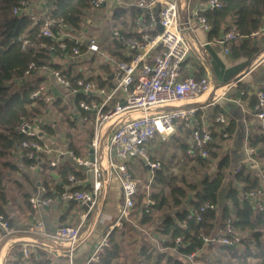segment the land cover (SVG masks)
<instances>
[{"label": "trees", "instance_id": "1", "mask_svg": "<svg viewBox=\"0 0 264 264\" xmlns=\"http://www.w3.org/2000/svg\"><path fill=\"white\" fill-rule=\"evenodd\" d=\"M22 1L26 0H0V159L6 158L9 152L18 149L21 142L27 139L16 129L19 122L22 119L37 120L44 115V111L49 107L64 114V118L71 128L77 126L78 120L69 117L70 107L61 97L50 104L44 103L42 95L34 100L30 98L31 93L43 82L41 76L30 74V77H26L24 75L30 63L35 64V70L46 66L59 71L61 76L72 86L77 80L84 79L95 81L101 88L107 83L108 90L114 87L109 79L112 71L105 61L99 64L104 75L96 78L89 76L85 79L81 73L74 71L71 65L66 67L63 59L74 57L71 49L75 44L66 39V50L52 53L50 47H56L57 43L49 38L37 37L41 24L35 23L29 17H19L13 12ZM208 1L202 0L203 4ZM217 1L220 4L219 8L201 13L210 28L209 38H219L231 30L236 31L241 38L237 43H235L237 40L230 42L229 52L233 58H247L249 63L259 52V49L251 42L250 35L264 26V0ZM138 2L139 0H134L135 4ZM89 3L90 0H54L53 9L48 13V17L62 19L67 28L79 31L87 16ZM135 4L128 7H117L110 16L111 42L106 52L109 57H113L118 62H130V57L125 54L123 40L120 38L138 39L140 35V33L129 30L136 17L143 14L141 8ZM52 31L55 35L58 34L54 29ZM115 32L118 35H115ZM25 40L34 44L43 43L45 47L34 53L31 48H23ZM79 51L82 54L85 48L79 46ZM152 62L153 60L149 64ZM182 76L186 77L187 73H183ZM193 77L197 80L204 78L202 70L198 69ZM16 84L20 85L18 90L15 87ZM244 94H246L245 91ZM245 96L243 95L241 98L244 99ZM82 101L100 103L101 99L77 93L72 102L84 124L86 121L93 124L95 113L81 109L79 103ZM106 110L107 107H104L102 111ZM218 113V109H213L210 117L212 141L207 147V158H192L186 155V150L191 147V143L189 147L185 144L182 146V156L191 163L192 174L190 176L175 175L170 172L167 165L160 164V168L154 172L153 179L149 183L147 180L148 169L138 158L141 165L137 172H141L145 176L144 188L137 190L129 220L123 221L120 229L114 228L110 232L109 246L105 248L98 264H119L122 239L136 223L150 224L159 238L160 247L158 249L155 245L140 246L137 256L141 258L143 264H185L187 256L195 252H199V260L206 264H216L217 260L223 261L224 259L226 260L225 264H264V208L259 210L246 195L251 191L261 190L262 186L258 177L244 168H240L237 173L229 172V162L226 156L219 159L212 173H208L211 169V161L217 158L216 153L213 152V140L218 133L217 124L214 122ZM195 118L199 120L198 112L195 114ZM41 131L42 134L55 135L53 127L48 124H44ZM190 131L192 138V130ZM89 134L90 137L93 135L92 130ZM39 142L42 143L41 140ZM159 143L165 142L159 140ZM248 145L257 153L258 160L264 162V135L250 137ZM158 147H162V145H157L156 151ZM69 148L74 153L76 152L71 145ZM21 155L24 167L28 168L34 164L42 168L41 183L42 187L47 189L49 197L59 196L68 187L72 190H81L78 186L73 187V183L68 180L69 176H73L75 180L83 178L71 159L62 160L59 166L50 168L48 167L49 158L44 153L36 155V158L31 160L24 156V151L21 152ZM14 169L16 168L10 161H2L0 164V212L11 227H13L12 220L4 207L8 195L3 180L6 177L5 171ZM200 169L208 170V172L201 174ZM33 189L36 190L34 187ZM30 196L25 190H22L19 195L29 208ZM147 196L152 204H146ZM206 203L215 205L216 209L203 213L201 221L187 218L190 211L197 210ZM70 206H72V202H70ZM227 221H230L234 235L239 236L241 240L238 246H226L216 241L223 237ZM67 225L72 226L73 224ZM4 236L0 230V238ZM202 236L213 241L205 244ZM232 236L229 235V237ZM177 238L180 239L179 242H177ZM215 252L226 253L228 257L224 259L217 256L211 257ZM24 257L23 246L16 245L9 251L3 264H26L27 259ZM28 260L31 264H53L56 262L52 256L38 248L29 254ZM58 264L68 263L65 258H59Z\"/></svg>", "mask_w": 264, "mask_h": 264}, {"label": "built area", "instance_id": "2", "mask_svg": "<svg viewBox=\"0 0 264 264\" xmlns=\"http://www.w3.org/2000/svg\"><path fill=\"white\" fill-rule=\"evenodd\" d=\"M51 1V0H50ZM49 0H26L20 3L13 12L17 16L29 17L39 22L41 27L38 30L37 37L49 38L57 43L56 47H50V51H65V40H71L75 46L72 47L71 53L74 57L80 55L79 46L84 47L90 52L100 53L99 47L94 38L81 41L72 29L65 26L62 19H52L48 17V13L53 9V3ZM184 0H139L136 4L138 8L146 11L145 16H137L132 23L133 30H138L139 38H120L123 40L130 62L116 61L113 57H107L106 62L112 67V76L114 78V87L107 91L99 87L95 82L79 79L72 86L64 79L59 71L49 69L48 72L42 71L43 75H47L53 82L51 86L41 85L30 95L31 99H36L42 95L44 102H49L53 94L58 95V88H64L71 96L77 93L98 97L100 103H79V107L85 111L95 113L96 125L119 118L118 122L111 128L105 136L100 133L94 135L90 142V148L93 151V159L77 156L73 151L58 152L55 151V158H51L48 162L50 168H54L63 158L71 159L77 167L83 168L92 176L90 190H72L69 187L57 196L58 201L63 203H75L85 208V213L79 219L76 225H62L56 228L52 233L47 232L42 221L31 224L27 231L36 236L40 240L48 241L51 244L61 247L65 246L62 253L63 258L68 264H73V256L76 249L92 235V231L101 217V209L105 200L107 188L111 181L114 180L120 186L122 192V204L118 210L116 220L109 230L102 235L91 247L83 264H98L105 248L109 246V234L114 228H121L123 221L129 220L134 205V197L137 194V182L133 178L129 163L131 158H140L148 169L147 179L149 183L153 179V174L160 168V163L153 161L148 154V145L156 138L160 142L167 141L175 131L176 121H187L192 118L199 110L197 105H190L188 108H181L177 104L185 102L189 99L198 97L206 93L211 85L207 78L195 79L193 76H182V65L187 59L190 47L186 40V28L180 19L181 7ZM108 0H90L89 9L97 11L105 7ZM50 3V4H47ZM42 6L43 12L39 17H33L30 6ZM154 5H158V13L154 14L151 9ZM220 4L217 0H209L206 5L195 13L199 25L209 30V25L201 13L206 10L219 8ZM156 19L162 27V32L155 31ZM57 31V35L52 30ZM257 31L252 33L250 37L255 36ZM115 35H118L115 32ZM241 36L234 30L222 34L218 40L223 43L232 42L240 39ZM83 39V38H82ZM84 44V45H83ZM45 44H34L30 41H23V48L32 49L34 53L44 48ZM84 47V48H85ZM149 47L150 50L157 51L153 62L149 64L143 59L145 54H141L144 48ZM45 67H42L44 69ZM35 64L30 63L24 72V75L30 77L36 75ZM46 76V77H47ZM58 86V87H56ZM121 92L123 99L117 102L113 107L108 104L112 97ZM52 95V96H51ZM255 105L254 111L259 125L264 128V93L260 90L254 91ZM64 99V98H63ZM107 107L106 111H102ZM133 113L138 116L133 117ZM215 122L223 124L225 122L222 115H218ZM103 123V124H102ZM100 128V126H99ZM98 128V129H99ZM17 131L26 136L27 139L22 141L19 149L24 151L27 159H35L36 155L41 153L50 154L53 150L47 145L39 142L38 133L41 126L39 123L22 119L16 127ZM102 126L100 128V131ZM264 135V133H263ZM38 139V140H37ZM191 147L186 150V154L192 158H207L208 145L212 141V131L206 125H197L192 129ZM240 167L236 169L238 172ZM38 170V169H37ZM264 180V172H262ZM68 180L74 182V177L69 176ZM262 190L251 191L246 194L251 203L255 204L259 210L264 207V201L258 198L263 193ZM31 209L48 207L51 203V197L48 196L46 188L41 187L37 193L32 194L28 200ZM146 204H152V201L146 199ZM216 206L213 204H204L197 210H192L187 214V218H193L195 221H201V216L207 211H214ZM93 214L92 221L85 222L88 215ZM86 228V229H85ZM85 229V230H84ZM0 230L5 236L14 234L13 228L0 212ZM229 235H233L229 237ZM179 242V238L176 239ZM203 242L206 244L212 242L202 236ZM220 244L226 246H235L240 243V238L234 235V229L227 221L224 228V235L216 239ZM45 248L46 245L42 241L31 240L23 245L25 257L29 250L39 247ZM40 247V248H41ZM199 252H195L187 256V260L191 264H205L200 261ZM237 264V263H233Z\"/></svg>", "mask_w": 264, "mask_h": 264}, {"label": "crops", "instance_id": "3", "mask_svg": "<svg viewBox=\"0 0 264 264\" xmlns=\"http://www.w3.org/2000/svg\"><path fill=\"white\" fill-rule=\"evenodd\" d=\"M50 1V0H49ZM173 1V0H168ZM52 2V0L50 1ZM50 4V3H47ZM134 0H108L105 7L97 10V12L101 13L99 19L97 21H93L92 23H106L108 26V31H110L109 36L106 34L104 37L97 38L101 43L96 41V44L99 47L100 53L90 52L85 47V51L77 57L66 58L63 59L64 65L67 67L68 65L74 64L73 70L81 73L85 78L91 77L92 75H88L91 73L93 66L86 64L85 60L87 58L93 59L94 56L100 57L99 55H104L109 57L107 54V50L109 49V44L111 42V22L110 16L112 12L117 7H128L130 5H134ZM136 5V4H135ZM206 4H203L202 0H184L183 6L181 7L180 19L183 22L186 28V40L190 47V52L187 59L184 61L182 65V75L183 73H187V76H193V74L201 69L203 73V77L207 78L211 87L210 89L201 96L189 99L185 102L177 104L179 107L185 109L190 105H197L199 110V120L195 118V115L192 118H189L187 121H176L175 122V131L172 136L165 141V143H159L158 138H156L153 142L148 145V152L150 151L153 156H156V146L157 145H166L169 147V154L182 151V146L185 144L189 147L192 142L191 139V131L197 125H206L210 128V117L212 115L213 109H218V115H222L224 117L225 122L223 124H217L218 133L214 136L213 140V152L216 153L217 158L211 161V169L209 173H212L216 168L217 162L222 157L226 156L229 162V172H236L238 167L247 169L251 171L254 176L258 177L259 182L264 187V180L262 176V172H264V162H260L258 156L256 155L253 148L249 147L248 141L249 138L255 135H260L264 133V128H262L255 116L254 105L253 102L255 100L254 91L260 90L264 93V26L261 27L255 36L250 37L251 42H253L254 46L259 49V52L252 58V60L248 63L247 58H233L229 52L230 42L226 44L218 40L219 38H209V30L203 29L196 18L195 13L198 12L199 9L203 8ZM32 9L33 17H39L43 12V7L38 6H30ZM143 14L140 16H145L146 11L141 9ZM154 14L158 13V5H154L151 9ZM94 12L88 9L87 16L84 20V23H88L90 21V14ZM156 26V25H155ZM98 27L97 24H94L92 28ZM83 28L79 31L75 30L74 33L76 36H79L82 40V32ZM107 31V32H108ZM131 32H137L138 30L131 29ZM157 32L156 30L153 31ZM152 33V32H151ZM152 33V34H153ZM105 39L107 43V47H102ZM236 41V40H235ZM234 41V42H235ZM233 42V41H232ZM231 42V43H232ZM239 42V39L235 43ZM104 49V50H103ZM125 54L127 55L126 48L124 46ZM157 51H160V48L155 50H150L149 47L144 48L141 51V54L146 55L143 56V59L147 62H150L154 59ZM73 59V62L71 61ZM77 61V65H75V60ZM106 62V60H105ZM107 63V62H106ZM108 64V63H107ZM109 65V64H108ZM111 71L112 67L109 65ZM77 68V69H75ZM50 69V68H49ZM98 71H92V77H102L104 73L97 66ZM42 71L48 72V68H40L38 70L37 76L42 77V83L39 85L51 86L53 85V81L43 75ZM38 78V77H36ZM112 84H114L113 76L109 77ZM95 82V81H93ZM98 84V83H96ZM19 84H16V89H19ZM58 87V86H56ZM104 89H107V83L103 86ZM108 90V89H107ZM244 90L246 94H244ZM58 95L53 94L51 100H55L62 97L63 100H66L69 103V117L74 118L76 121L80 119V115L77 111H75L73 105L74 97L71 96L68 91L64 88H58ZM109 91V90H108ZM65 95V96H64ZM246 95L244 99L241 97ZM72 97V98H71ZM123 94L121 92L116 93L112 99L110 100L108 106H114L117 102L122 101ZM50 102H44L46 104H50ZM65 102V103H66ZM112 106V107H113ZM48 111V109L46 110ZM46 111H44L46 113ZM196 112V113H197ZM71 115V116H70ZM217 115V116H218ZM138 116V114L133 113V117ZM116 122L114 123V120ZM86 120V119H84ZM119 118H113L112 120L106 122L104 124L106 126H110L109 129L103 132L104 128L101 130L99 137L105 136L111 130V128L118 122ZM34 123H39L42 127L43 125L40 123V120H33ZM84 124V121H81ZM87 122V121H86ZM85 122V124H86ZM113 122V123H112ZM109 124V125H108ZM111 124V125H110ZM38 133L39 140L42 141V144L47 145V147L53 150L52 155L46 154L49 160L55 158L56 153L58 152H67L73 151L69 147L60 148L58 145L61 144V135L63 132L54 131L55 135L49 136L47 134H42L41 129ZM211 130V129H210ZM65 135V133H64ZM41 138V139H40ZM159 143V144H158ZM63 145V144H62ZM217 147V148H216ZM154 148V150L152 149ZM73 149H75L73 147ZM90 142L87 145V149L78 150L75 149V153L79 157L90 158ZM22 150L17 149L16 152L12 151V158L18 160V163L14 167L16 169L13 170L12 174V184H8V198L5 204V211L12 220L14 234L4 236L0 238V264H3L5 258L7 257L9 251L16 245H24L26 242L31 240L42 241L46 247L38 248L50 256L54 258L56 262L53 264H58L59 258H63L62 253L65 250V246H55L48 241H43L37 238L36 236L28 233L27 228L37 222L42 221L46 227L47 232L52 233L56 228L61 225L73 224L76 225L79 222V219L82 218V215L85 213V208L80 207L79 205L72 203H63L58 201L57 197L51 198V203L48 207H41L38 210H33L31 207L29 208L26 204L20 199L19 195L22 190H25L28 194L32 195L37 193V191L42 187V168L31 164L28 168L24 167L22 162ZM155 152V154H154ZM150 155V154H149ZM187 155V154H186ZM151 157V155H150ZM157 157V156H156ZM174 158V156H172ZM47 158V159H48ZM68 158H63L64 161ZM159 163V161L153 159ZM175 159V158H174ZM61 160V161H62ZM61 161L58 163L61 164ZM136 163L135 169L139 168L140 170V162L137 158H131L129 167L131 172L133 171L132 167ZM177 163V161L175 162ZM174 165V162L172 163ZM56 166V167H57ZM49 167V166H48ZM77 171H79L83 178H79L72 182L73 187L78 186L81 190H90L92 183V176L89 172L85 171L83 168L77 167ZM38 169V170H37ZM133 173V172H132ZM148 175V174H147ZM57 178V176H55ZM148 180V179H147ZM149 182V181H148ZM15 183V184H14ZM36 189L34 190L33 187ZM60 185V183H59ZM51 186V185H50ZM66 188V187H65ZM148 188V187H147ZM262 190V189H261ZM260 201H264V189L262 195L258 198ZM264 203V202H263ZM122 204V192L118 183L114 180L111 181L110 185L107 188L105 200L103 202V206L101 209V217L94 227L92 231V235L87 239L86 242L82 243L75 251L73 256V264H83L86 256L91 250L92 245L99 240L104 233L109 230V227L113 225L116 220V216L118 210ZM71 207V208H70ZM264 208V207H263ZM93 214L88 215L85 222L92 221ZM86 229V228H85ZM84 229V230H85ZM239 245V244H238ZM237 245V246H238ZM34 251L29 250L26 264H31L28 260L29 254ZM217 256L218 258L224 259L228 257L226 253H214L211 257ZM199 259V258H198ZM203 262V261H202ZM226 260L218 261L216 264H225ZM204 263V262H203ZM185 264H191L188 260ZM206 264V263H205ZM212 264V263H209Z\"/></svg>", "mask_w": 264, "mask_h": 264}, {"label": "rangeland", "instance_id": "4", "mask_svg": "<svg viewBox=\"0 0 264 264\" xmlns=\"http://www.w3.org/2000/svg\"><path fill=\"white\" fill-rule=\"evenodd\" d=\"M100 15H101V13L94 11L89 15L90 21H88V23L82 24V28H83V31H81L82 35H83L82 40H89L90 38H95L96 40H98L97 38H99V36L102 38V37H104L105 34L107 36H109L110 31H108V26L106 25V23H92L94 20L97 21L99 19ZM101 16L103 18V15H101ZM94 24H97L98 27L92 28ZM98 42L101 43L99 40H98ZM101 46L103 48L107 47V43L105 42V39H104V42ZM105 60H106V58H104V57L94 56L93 59L87 58V60H85L86 61L85 63L88 65H92L93 66L92 71L95 72V71H98V70H96L97 66L100 63H102V61H105ZM71 61L73 62V59H71ZM77 61L78 60L76 59L74 62L75 65H77L76 64ZM71 65L74 66V64H71ZM75 69H77V68H75ZM92 71L88 75H92V76L95 75L92 73ZM58 97H60V96H58ZM51 101H54V100H51ZM63 101L66 102V100H63ZM66 104H69V103L66 102ZM112 106H110V108ZM48 109L49 110L46 111V113H44V115L38 119L40 120V123L42 125H44V124L51 125L53 127V131L56 130L59 132H61V131L63 132V135H61V138H60V140L62 142L60 145H58L59 147L61 146L60 148H64V147L66 148V147H69L71 145L75 149L77 148L79 151L82 150V152H83V149L84 150L87 149V145L89 142L92 141L94 135L102 132V131H100L101 126H102V129L104 128L105 123L104 124L102 123L103 125H96V123L94 121L93 124L91 122H87L86 124H82V122L80 120H79V122L77 121L76 127L71 128L69 126V123L66 122V119L64 118V114L56 112L55 109H52L50 107ZM66 113H65V115H66ZM115 122H116V119L114 120V123ZM106 125H105L103 132L107 131L110 127V126H106ZM99 126H100V128H99ZM91 130H92L93 135L90 137L89 133ZM64 133H65V135H64ZM152 149L154 150V148H152ZM16 150L17 149H14L12 151L16 152ZM12 151L9 152V155L6 158L0 159V164L2 163V161H10V163H12L13 165L16 166V164H14V163H18V160H15L12 158ZM168 153H169V147L167 148V146L165 144L162 145V147H158L157 153H156L157 157L155 155L153 156V154L150 151L148 152V154H150L153 159L159 161L161 165H167L169 167V170L171 173L178 175V176H184V177L190 176L192 174L190 171L191 170V163L189 161H187V159L185 157L182 156L181 151H178L177 153L174 152V153H171L169 155H168ZM154 154H155V152H154ZM172 156H174L175 159ZM176 161H177V163H175ZM139 162H140V160H139ZM173 162H174V165H172ZM136 166L137 165L135 163L134 166L132 167V169H133L132 174H133L134 179L137 182V188H138V190H140V189L144 188L146 179H145V176L141 174V172H137V168L135 169ZM199 171L201 172V174L208 172V170H204V169H200ZM5 174H6V177L3 180L4 181L3 183H4L5 188H6V193H8V186H9L8 184H12L11 180L13 178L11 176L13 174V171H5ZM193 174H195V173H193ZM158 242H159V238L154 233L150 224L140 225V224L136 223V225H132L131 229L127 233H125V235L122 239V250L120 253L119 264H143V261L141 260V258H139L137 256V252H138L140 246L151 247V245H153V246L155 245V247L158 249L160 247ZM216 253H220V252H216Z\"/></svg>", "mask_w": 264, "mask_h": 264}, {"label": "water", "instance_id": "5", "mask_svg": "<svg viewBox=\"0 0 264 264\" xmlns=\"http://www.w3.org/2000/svg\"><path fill=\"white\" fill-rule=\"evenodd\" d=\"M155 30L160 33L162 32V27L160 26L159 22H158V19H156V26H155ZM90 159L92 160L93 159V151L90 150Z\"/></svg>", "mask_w": 264, "mask_h": 264}]
</instances>
